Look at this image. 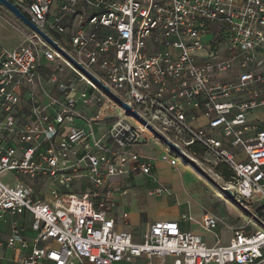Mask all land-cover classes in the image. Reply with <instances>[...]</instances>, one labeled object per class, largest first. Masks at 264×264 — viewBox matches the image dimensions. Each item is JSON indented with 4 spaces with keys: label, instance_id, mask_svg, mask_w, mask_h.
Instances as JSON below:
<instances>
[{
    "label": "built area",
    "instance_id": "2783aa9c",
    "mask_svg": "<svg viewBox=\"0 0 264 264\" xmlns=\"http://www.w3.org/2000/svg\"><path fill=\"white\" fill-rule=\"evenodd\" d=\"M11 1L264 223V0ZM28 30L13 48L0 37V264H264V227L255 217V230L236 229L227 244L210 212L198 223L216 234L214 245L183 227L195 221L190 211L147 222L140 238L123 228L130 212L118 215V195L128 193L122 178L148 175L157 183L151 194L168 191L140 151L151 137L161 141ZM43 62L52 64L54 84H42ZM67 70L68 82L60 79ZM164 145L161 161L193 167ZM24 178L42 180L48 192ZM84 181L91 187L71 192Z\"/></svg>",
    "mask_w": 264,
    "mask_h": 264
},
{
    "label": "rangeland",
    "instance_id": "374dc122",
    "mask_svg": "<svg viewBox=\"0 0 264 264\" xmlns=\"http://www.w3.org/2000/svg\"><path fill=\"white\" fill-rule=\"evenodd\" d=\"M28 34V26L14 16L11 11L0 6V37L2 44L5 47L13 48L23 44ZM71 77H73L71 73H66L62 78L68 82ZM163 150H165V145L158 141L155 142L152 137L140 147L142 154L149 158L154 156L160 158ZM175 172L179 173L182 183L181 189L176 190L173 183L168 181L167 178L161 177L160 182L168 187V191L162 194H151V190L157 183L152 182L150 176H132L134 179L132 189L127 195H124L126 197L123 199L124 201H120L118 207L120 218L125 210L138 212L142 219H158L171 213L177 215L184 211H190L195 221H185V227L199 233L208 245H214L217 236L213 231L206 230L198 223L205 212H210L219 218L220 222L215 231L221 237V244L229 243V239L236 229L244 228L246 231H253L257 228L255 224L247 223V217L254 218L250 213L244 212L230 200H226L220 195V190L198 172L194 166L186 167L183 162L180 166L170 169V173ZM13 175V173H10L3 176L2 181L5 183L11 182ZM24 180L34 191L48 192V186L42 180L27 178H24ZM90 187L86 181L76 182L71 187V192L81 193ZM258 207H260L259 204H254L253 209ZM123 226L125 229H130L129 225ZM143 229L144 227H138L133 231L140 238Z\"/></svg>",
    "mask_w": 264,
    "mask_h": 264
},
{
    "label": "water",
    "instance_id": "95a60500",
    "mask_svg": "<svg viewBox=\"0 0 264 264\" xmlns=\"http://www.w3.org/2000/svg\"><path fill=\"white\" fill-rule=\"evenodd\" d=\"M0 6L5 7L6 9H8L9 11H11L14 16H16L17 18H19L24 24H26L28 27H30L31 29H33L34 31L40 33L42 36H44L49 42H51L56 48H59L57 46V44L47 35L45 34L37 25H35L30 18L23 13L11 0H0ZM60 49V48H59ZM61 50V49H60ZM64 54H66L63 50H61ZM67 55V54H66ZM68 56V55H67ZM72 61H74L70 56H68ZM75 62V61H74ZM77 67L80 69H83L84 71H86L83 66L80 63L75 62ZM87 72V71H86ZM88 73V72H87ZM97 83H99L103 89H105L107 92L111 93L114 98H116L120 104L122 105V107H124L128 113L130 115H133L134 117H136L139 121L145 123L149 128H151V130L155 133V135L160 139V141L164 144H167L169 146V148L172 150V152L178 154L179 156H182L184 158V160L187 162H190L194 168H196V170L198 172H200L207 180H209L212 184H214L225 196L228 200H230L233 204H235L236 206H238L241 210H243L246 213H250L253 217H255L250 209L248 207H246L241 201H239L234 192L225 187L224 185H222L220 182H218L213 176H211L209 173H207L204 169H202L200 166H198L193 160L189 159L188 157H186L181 151L180 149L172 142H170L164 135L160 134L157 130H155L153 127H151L146 120L138 114V112L132 107L130 106L128 103L120 100L117 96H115L110 89L105 86L104 84H102L101 82H99L96 78H94L90 73H88ZM256 218V217H255ZM259 222L260 225L262 227H264V223H262L258 218H256Z\"/></svg>",
    "mask_w": 264,
    "mask_h": 264
},
{
    "label": "crops",
    "instance_id": "0c3cea01",
    "mask_svg": "<svg viewBox=\"0 0 264 264\" xmlns=\"http://www.w3.org/2000/svg\"><path fill=\"white\" fill-rule=\"evenodd\" d=\"M39 72H40V78H41L42 84H54V83L50 82V75L52 73V64L51 63L43 62L40 66ZM66 73L69 74L71 72L69 70H67V71L61 73L60 74L61 80H64V78H62V77ZM64 81H66V80H64ZM79 84H83V83L80 82ZM48 90H50V92H52V94H54V95H58L60 93L58 88L54 87V86H48ZM22 93H23V98H24V106L26 107L25 109L28 110L29 108H31L32 102L29 100V96L27 94L26 89H22ZM155 142H157V140H155ZM151 158L153 160L155 174L159 178V182L161 180L160 179L161 177H165V178H167L168 181H170L171 183L174 184L176 190H180L182 187V183H181V179L179 177V173L178 172L170 173V169L172 167L170 165H168L167 163L161 161L160 158H158V156H154ZM121 181H122L123 186L127 188L128 192L131 191L132 186L134 184V179L132 178V176L122 178ZM127 194H125V195H127ZM118 197H119V202H120V201H124L123 199L126 196L118 195ZM129 212H130V224H129V226H130V229H132L134 231L138 227H145L147 222L157 220V219H147V218L142 219L141 215L138 214V212H136L134 210L129 211ZM179 216H180L179 213L177 215H175V213H171L170 215H167L163 218H158V219H176V220H178ZM181 223L185 229H188L187 227H185V222H181ZM5 253L7 256L10 255V251L7 249L5 250ZM2 264H9V263H7L6 260H3Z\"/></svg>",
    "mask_w": 264,
    "mask_h": 264
},
{
    "label": "bare ground",
    "instance_id": "6f19581e",
    "mask_svg": "<svg viewBox=\"0 0 264 264\" xmlns=\"http://www.w3.org/2000/svg\"><path fill=\"white\" fill-rule=\"evenodd\" d=\"M112 107V109H113V111L115 112V113H120L121 112V110H120V108L118 107V106H116V105H114V106H111ZM142 127H143V130H145V131H147L148 129H147V127L144 125V124H140ZM213 175V177L218 181V182H220L221 184L223 183V179L222 178H220V177H218V176H215L214 174H212ZM217 188V187H216ZM220 195H222L226 200H228L227 198H226V196L220 191ZM246 220H247V223H252L253 222V220L252 219H250L249 217H247L246 218Z\"/></svg>",
    "mask_w": 264,
    "mask_h": 264
},
{
    "label": "trees",
    "instance_id": "16d2710c",
    "mask_svg": "<svg viewBox=\"0 0 264 264\" xmlns=\"http://www.w3.org/2000/svg\"><path fill=\"white\" fill-rule=\"evenodd\" d=\"M222 173H223V175H224V177H225V178H228V177H229V175H230V173H229V172H226V170H225V171H223Z\"/></svg>",
    "mask_w": 264,
    "mask_h": 264
}]
</instances>
